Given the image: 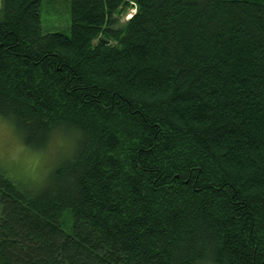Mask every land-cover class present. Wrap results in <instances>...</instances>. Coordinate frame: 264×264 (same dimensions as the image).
Returning a JSON list of instances; mask_svg holds the SVG:
<instances>
[{"label":"trees","instance_id":"trees-1","mask_svg":"<svg viewBox=\"0 0 264 264\" xmlns=\"http://www.w3.org/2000/svg\"><path fill=\"white\" fill-rule=\"evenodd\" d=\"M40 4L0 0V116L73 139L0 170V264H264V0Z\"/></svg>","mask_w":264,"mask_h":264},{"label":"rangeland","instance_id":"rangeland-1","mask_svg":"<svg viewBox=\"0 0 264 264\" xmlns=\"http://www.w3.org/2000/svg\"><path fill=\"white\" fill-rule=\"evenodd\" d=\"M133 11L135 7L130 4L114 27L122 26ZM40 20L43 32L61 31L68 34L69 0H41ZM63 133L65 137L56 133L42 149H35L25 145L14 126L0 116V170L14 178L31 182L32 185L40 183L55 167L60 155L69 152L68 147L73 138L69 131Z\"/></svg>","mask_w":264,"mask_h":264}]
</instances>
